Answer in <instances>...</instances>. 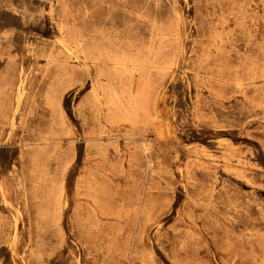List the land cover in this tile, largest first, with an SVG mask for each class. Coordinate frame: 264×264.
<instances>
[{"label":"rangeland","instance_id":"1","mask_svg":"<svg viewBox=\"0 0 264 264\" xmlns=\"http://www.w3.org/2000/svg\"><path fill=\"white\" fill-rule=\"evenodd\" d=\"M0 264H264V0H0Z\"/></svg>","mask_w":264,"mask_h":264},{"label":"bare ground","instance_id":"2","mask_svg":"<svg viewBox=\"0 0 264 264\" xmlns=\"http://www.w3.org/2000/svg\"><path fill=\"white\" fill-rule=\"evenodd\" d=\"M98 37H99V35H98ZM102 37V36H101ZM173 37V36H172ZM86 38V37H85ZM92 38V37H91ZM93 38H94V35H93ZM166 38V37H165ZM103 39V38H102ZM142 39V38H141ZM150 39V38H149ZM168 39V38H167ZM76 40V39H75ZM106 40V39H105ZM98 41V40H97ZM110 41V40H109ZM116 41V40H115ZM82 42V41H81ZM86 42V41H85ZM89 42V41H88ZM93 42V41H92ZM92 42H91V44H92ZM111 43H112V41H111ZM110 43V44H111ZM87 44V43H86ZM91 44H89L90 46H91ZM104 44V43H103ZM116 44V43H115ZM79 45H81V43H79ZM121 45V44H120ZM126 45V44H125ZM124 45V46H125ZM143 45V44H142ZM99 46V45H98ZM103 46V45H102ZM116 46V45H115ZM115 46L113 47V50L115 49ZM132 46V45H131ZM165 46V45H164ZM66 47V46H65ZM133 47V46H132ZM149 47V46H148ZM182 47V46H181ZM91 48V47H90ZM90 48H89V50H90ZM103 48V47H102ZM106 48H107V46H106ZM111 48V47H110ZM109 48V49H110ZM109 49H107V50H109ZM125 50H123L124 52L123 53H117V52H113L112 50V52L109 50V52H107V54H102L101 56H102V60H103V62H105V63H108L109 64V66L107 67V69L106 70H108V72H109V75H110V78L112 79V78H114V79H116V78H118V79H122L121 77H123L124 75H126L127 73H129V75H131L130 73H132V72H138L139 73V75L140 74H143L144 73V75L146 74L145 73V70H143V64H148V60H149V58H148V60H146L145 58H146V56H145V58H144V60H143V51H141V50H139V48L137 49L138 51L137 52H135L133 55H129V54H127V53H125V52H127L126 51V48H124ZM142 50H143V48H141ZM104 50H105V48H104ZM128 50V49H127ZM136 50V49H135ZM160 50V49H159ZM96 51V50H95ZM140 51V52H139ZM150 52H151V50H149ZM119 52V51H118ZM100 53H101V51H100ZM104 53V52H103ZM148 55H149V57H150V53H148ZM97 56H99V55H97ZM100 56V57H101ZM154 56V55H153ZM174 57V56H173ZM100 59V58H99ZM151 59H153V58H151ZM151 59H150V61H151ZM87 60V59H86ZM98 61V60H97ZM99 62V61H98ZM171 63V62H170ZM169 63V64H170ZM145 64V65H146ZM150 64H153V62L151 63L150 62ZM104 65V64H103ZM155 65V64H154ZM158 65V64H157ZM87 66V65H86ZM88 68V67H87ZM100 68V67H99ZM149 67H147V69H148ZM154 69H155V67H153ZM157 68V67H156ZM177 68V67H176ZM104 69V68H103ZM102 69V70H103ZM145 69V68H144ZM146 69V70H147ZM170 69V68H169ZM150 70H151V68H150ZM150 70L148 69V73L150 72ZM153 70V69H152ZM158 70H159V68H158ZM161 70V69H160ZM99 71V70H98ZM97 71V72H98ZM161 71H163V70H161ZM166 71V70H165ZM160 72V71H159ZM99 73V72H98ZM87 74H89V73H87ZM150 74V73H149ZM149 74H147V76L149 75ZM164 75V74H163ZM90 76V75H89ZM125 77V76H124ZM139 77H141V75L139 76ZM149 77V76H148ZM197 77V76H196ZM109 78V79H110ZM142 78V77H141ZM144 78V77H143ZM163 78V77H162ZM96 79V78H95ZM148 79V78H147ZM127 80H128V78H127ZM126 80V81H127ZM94 81H96V80H94ZM122 82L124 81V80H121ZM146 81V80H145ZM149 81V79L146 81V83ZM130 82V81H129ZM144 82V81H143ZM108 84V83H107ZM118 84V83H117ZM124 84H125V81H124ZM120 85V84H119ZM126 85V84H125ZM125 85H123V86H125ZM130 85V84H129ZM143 85H144V83H143ZM93 86V85H92ZM127 86V85H126ZM125 86V87H126ZM131 87H132V85H130ZM145 87L146 86H148L147 84L146 85H144ZM143 86V87H144ZM123 88V87H122ZM120 89V90H122L123 91V89ZM128 88H130L129 86H128ZM127 88V89H128ZM149 88H151V87H149ZM149 88H148V90H149ZM99 89V88H98ZM97 89V90H98ZM111 89V88H110ZM109 89V90H110ZM114 89H115V87H114ZM130 90V89H129ZM133 90V89H132ZM144 88H139L138 89V91L136 92L135 91V93H133V95L132 94H129L128 95V100H126V101H128V106L126 105V104H123L122 103V101H121V94H119V93H117L116 91H114L113 89H111V91H110V97H111V99H110V103H111V105H112V102L114 103L113 105L115 106L114 108H116L115 110L117 111V108L118 109H120V110H122L123 109V113H121V111H120V114H124L125 115V112H124V110L126 111V113H127V115H131L130 114V112H129V109H130V111H131V113H136V114H138L137 112H139L140 111V114H142V110H144L145 108L143 107V96H145L144 94H143V92H144ZM119 91V90H118ZM131 91V90H130ZM128 91H126V93H127ZM147 91L145 90V92L144 93H146ZM96 93H98L97 91H96ZM95 93V96H96V98H97V94ZM123 93H124V91H123ZM132 93V92H131ZM125 95V94H124ZM123 95V96H124ZM132 95V96H131ZM150 95V94H149ZM129 96H130V99H129ZM102 98V97H101ZM146 99L148 98V97H145ZM108 99V98H107ZM125 99V98H124ZM163 99V98H162ZM130 100V101H129ZM149 100V99H148ZM144 101H146L147 103H146V105L150 102H148L147 100H144ZM104 104V103H103ZM107 104H108V102H107ZM145 104V103H144ZM112 105V106H113ZM126 105V106H125ZM111 106V107H112ZM148 106V105H147ZM146 106V107H147ZM129 107V108H128ZM113 108V109H114ZM126 108V109H125ZM148 109H146V111H147ZM165 110V109H164ZM114 111V110H113ZM137 111V112H136ZM160 111V110H159ZM118 113H119V111H117ZM143 112H145V111H143ZM150 112V111H149ZM117 113V114H118ZM146 113H148V111L146 112ZM116 114V113H115ZM145 114V113H144ZM143 114V115H144ZM150 114V113H149ZM146 115V114H145ZM148 115V114H147ZM117 116H119V115H117ZM120 117V116H119ZM147 121V120H146ZM147 123V122H146ZM153 128V127H152ZM220 138V137H219ZM219 141H221V140H219ZM231 150V149H230ZM221 152H223V151H221ZM225 152V151H224ZM223 152V153H224ZM104 153H106V152H104ZM199 153V152H198ZM201 153V152H200ZM234 154V153H233ZM224 158V157H223ZM222 158V159H223ZM194 159V158H193ZM237 159V158H236ZM198 160V159H197ZM197 160H195V161H197ZM201 161V160H200ZM199 161V162H200ZM203 162V161H202ZM206 163V162H205ZM214 164V163H213ZM241 164V163H240ZM200 165H201V162H200ZM203 165V164H202ZM205 165V164H204ZM207 165V164H206ZM209 165V164H208ZM217 165V164H216ZM225 165V164H224ZM249 165V164H248ZM226 166V165H225ZM224 166V167H225ZM255 166V165H254ZM229 167V166H228ZM183 168V167H182ZM226 168V167H225ZM230 168V167H229ZM213 169V168H212ZM211 169V170H212ZM176 170V169H175ZM227 170V169H226ZM235 170V169H234ZM241 170V169H240ZM181 173V172H180Z\"/></svg>","mask_w":264,"mask_h":264}]
</instances>
